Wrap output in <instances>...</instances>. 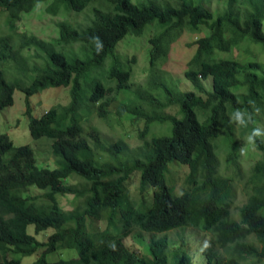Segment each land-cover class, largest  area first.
<instances>
[{
	"label": "trees",
	"instance_id": "16d2710c",
	"mask_svg": "<svg viewBox=\"0 0 264 264\" xmlns=\"http://www.w3.org/2000/svg\"><path fill=\"white\" fill-rule=\"evenodd\" d=\"M41 1L48 13L61 16L54 40L17 24ZM88 8L85 22L67 17ZM0 10L9 26L0 34V110L13 104L16 89L24 92L30 134L51 139L57 163L38 166L29 144L16 146L0 133V264H264V65L239 57L244 43L264 44V0H219L214 6L210 0H0ZM148 26L154 29L150 71L167 60L186 30H205L184 71L192 89L157 80L131 89L135 56L128 63L116 49ZM51 86H70L69 102L33 115L29 98ZM113 91L124 94L118 117L145 122L137 146L122 138L106 141L93 122L94 116L108 119ZM173 107L177 112L169 111ZM235 110L245 114L244 125L231 119ZM154 123L171 132L149 136ZM253 129L260 134L249 142ZM252 146L259 155L246 175L245 201L236 208L241 152ZM172 165L189 168L180 193L167 181ZM134 172L140 173L138 202L128 186ZM62 195L73 196V209L62 206ZM29 224L36 233L53 231L40 241ZM187 228L207 234L200 255L190 254L181 233L168 234ZM133 232L145 238L142 251L124 241ZM65 248L77 256L48 259Z\"/></svg>",
	"mask_w": 264,
	"mask_h": 264
},
{
	"label": "rangeland",
	"instance_id": "374dc122",
	"mask_svg": "<svg viewBox=\"0 0 264 264\" xmlns=\"http://www.w3.org/2000/svg\"><path fill=\"white\" fill-rule=\"evenodd\" d=\"M214 6L219 3V0H210ZM46 1L38 3L35 9L31 12L24 13L22 19L17 22L21 31H26L30 34H35L47 40H54L59 35V28L57 22L61 19V16L52 15L46 11ZM91 16L90 8L80 13H71L67 16L69 19L76 22H85ZM6 12L0 10V34L9 31V26L6 25ZM154 29L152 26H148L144 33L140 36L128 35L122 39L116 49L118 56L132 62V57L135 56V62H132V75L130 79L131 89L138 86L145 88L150 87V83L155 80L158 83H166L168 85H179L181 89H192V84L185 77L184 71L187 67L188 60L193 56L196 50V44L194 41L204 35L205 30L200 33H195L190 30H186L172 45L168 54L167 60L160 64V67L155 71H150L149 65V38L153 35ZM251 44L250 46H246ZM74 45L73 48H76ZM240 47V46H239ZM70 48V47H69ZM251 50V51H249ZM224 56H230L224 54ZM243 56V57H241ZM239 57L243 61L256 60L264 65V44L251 42L244 43L243 47L239 50ZM110 64V59L106 62L107 68ZM207 89L211 88V77L202 78ZM108 85L113 86L114 83ZM157 89L156 91H159ZM124 98V94H117L116 92H109L107 106V120H102L97 116H94L93 122L97 124L102 137L106 141H114L119 138L126 140L130 145L137 146L141 144L139 137L140 131L144 128L145 122L141 118H131L128 115L118 117L116 114V107L120 100ZM70 100V86H51L43 89L42 91L33 94L30 98V105L32 113L35 116H40L50 107L59 103H67ZM144 107L148 105L143 102ZM177 107L170 108L169 111L177 112ZM26 101L25 94L21 90L16 89L14 92V102L12 105L0 110V133L7 134L14 144L23 145L29 144L35 152V157L38 166L54 168L57 166L56 157L51 153V139L47 137H41L35 139L31 136L29 130V120L25 113ZM167 124L154 123L151 125V134H168L170 133ZM49 139L50 142L47 140ZM50 145V146H49ZM221 159L224 161V151L221 150ZM255 147H245L242 149L241 160V172L243 174L242 179L238 180V196L235 201L236 208L240 206L246 198V183L247 174L250 166L258 157ZM224 168V166H223ZM189 168L186 165L178 166L172 165L167 173V181L173 186L176 192H182L186 187V179ZM128 186L132 198L135 201L140 199V173L134 172L131 174L128 180ZM62 206L68 211L75 207V200L72 195H62L59 197ZM235 208V209H236ZM236 211V210H235ZM237 217V216H235ZM101 227L105 226L104 221L99 222ZM30 234H33L40 241H46L48 235L53 231L52 228L35 232L33 224H29L27 228ZM178 233L188 239V247L191 255L196 256L201 254L207 234L201 231L187 228L183 231H170V236H177ZM149 236L150 234L145 233ZM147 236V237H148ZM127 246L135 251L143 250V243L145 242L144 236L141 237L137 232H133L130 236L124 239ZM43 249H40L37 253L22 257V263H28L33 261ZM13 255L12 253L9 256ZM77 256V252L74 248H65L48 254L49 260H58L61 258H71Z\"/></svg>",
	"mask_w": 264,
	"mask_h": 264
},
{
	"label": "clouds",
	"instance_id": "9594fccd",
	"mask_svg": "<svg viewBox=\"0 0 264 264\" xmlns=\"http://www.w3.org/2000/svg\"><path fill=\"white\" fill-rule=\"evenodd\" d=\"M93 39H96V37H93ZM97 47L99 48V41H97ZM245 114L243 112H241L240 110H235L232 113L231 119L235 120L238 124L240 125H244L246 123L245 121ZM259 130L258 129H253L251 134L248 135V140L249 142H251L253 140V137L256 135H259Z\"/></svg>",
	"mask_w": 264,
	"mask_h": 264
}]
</instances>
